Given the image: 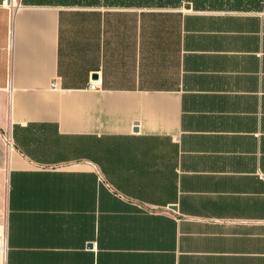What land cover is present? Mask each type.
Listing matches in <instances>:
<instances>
[{
	"label": "crops",
	"instance_id": "0c3cea01",
	"mask_svg": "<svg viewBox=\"0 0 264 264\" xmlns=\"http://www.w3.org/2000/svg\"><path fill=\"white\" fill-rule=\"evenodd\" d=\"M0 264H264V5L0 0Z\"/></svg>",
	"mask_w": 264,
	"mask_h": 264
},
{
	"label": "trees",
	"instance_id": "16d2710c",
	"mask_svg": "<svg viewBox=\"0 0 264 264\" xmlns=\"http://www.w3.org/2000/svg\"><path fill=\"white\" fill-rule=\"evenodd\" d=\"M118 0H108V2L116 3ZM171 1V0H169ZM196 5H204L208 3L209 5H247L258 7L264 5V0H192ZM91 2V1H90Z\"/></svg>",
	"mask_w": 264,
	"mask_h": 264
},
{
	"label": "built area",
	"instance_id": "2783aa9c",
	"mask_svg": "<svg viewBox=\"0 0 264 264\" xmlns=\"http://www.w3.org/2000/svg\"><path fill=\"white\" fill-rule=\"evenodd\" d=\"M91 88H95V84H94V82H92V84H91V86H90ZM7 139V142L11 145V141H10V138L9 137H7L6 138Z\"/></svg>",
	"mask_w": 264,
	"mask_h": 264
},
{
	"label": "rangeland",
	"instance_id": "374dc122",
	"mask_svg": "<svg viewBox=\"0 0 264 264\" xmlns=\"http://www.w3.org/2000/svg\"><path fill=\"white\" fill-rule=\"evenodd\" d=\"M10 145V144H9Z\"/></svg>",
	"mask_w": 264,
	"mask_h": 264
}]
</instances>
